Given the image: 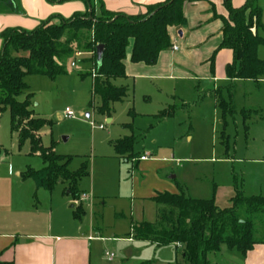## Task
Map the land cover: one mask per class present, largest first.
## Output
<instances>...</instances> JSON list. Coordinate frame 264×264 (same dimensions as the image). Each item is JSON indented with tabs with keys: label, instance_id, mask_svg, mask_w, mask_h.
Here are the masks:
<instances>
[{
	"label": "rangeland",
	"instance_id": "374dc122",
	"mask_svg": "<svg viewBox=\"0 0 264 264\" xmlns=\"http://www.w3.org/2000/svg\"><path fill=\"white\" fill-rule=\"evenodd\" d=\"M35 1L38 0L17 1L20 8L22 4L30 8L24 11L26 18L41 15L42 20L59 24L85 11L83 0H39L41 7ZM260 8L264 25V1ZM258 34L264 38L262 30ZM77 44L72 43V53L57 61L63 74L54 79L25 76L28 90L17 100L23 101L30 94L34 116L46 120L38 132L43 148L70 157V171L87 161L89 175L78 184L83 215L80 220L74 218V209L69 206L77 201L66 195L63 185L48 192L36 190L31 180L20 179L18 174L26 168L40 170L43 164L31 151L29 140L20 143L11 132L8 110L0 113V206L7 202H36L37 209L43 207L30 217L42 220V212L48 210L50 202H69L67 208L74 224L81 226L83 234L88 235L90 230V235L98 237L91 242L92 264H182L181 247L132 238L138 223L156 219V206L143 198L154 193L155 184L194 199H213L222 207L229 206L227 202L235 190L247 197H264V79L219 81L215 86L198 78L176 80L165 86L159 81L133 84L117 79L112 84L124 87L126 98L114 103L107 117L96 110L98 97L90 106L93 65L86 61L91 55L77 54ZM257 57L264 61L263 44L257 48ZM213 88H219L230 106L224 117ZM65 109L72 112V118L64 117ZM163 110L171 111L172 116L157 119L155 115ZM128 136L134 137V159L147 157V162L138 163L136 168L131 158L115 157L110 145ZM4 210L1 206L0 219L6 222ZM254 217L262 219L258 226L264 230V214ZM63 220L53 215V232ZM221 249L225 251L209 256L210 263L234 264V252L224 246ZM107 255L113 256L111 261Z\"/></svg>",
	"mask_w": 264,
	"mask_h": 264
},
{
	"label": "trees",
	"instance_id": "16d2710c",
	"mask_svg": "<svg viewBox=\"0 0 264 264\" xmlns=\"http://www.w3.org/2000/svg\"><path fill=\"white\" fill-rule=\"evenodd\" d=\"M67 1V0H49ZM87 7L67 19L54 24L41 21L34 29H5L0 33V113L8 110L11 116V132L23 143L29 140L33 153L38 154L43 167L40 170L26 168L19 174L22 180H31L36 190L52 192L60 184L72 201H77L73 216L83 215L79 182L89 175L87 161L79 169L70 171V157L55 154L52 148L40 145L38 132L47 123L35 117L30 109L29 96L23 101L17 98L25 94L28 86L23 81L27 75H39L54 79L64 73L58 60L72 53L71 44L77 42V54L89 53L92 65V100L99 98L96 110L110 116L112 105L126 98L124 87H116L112 81L125 77L124 61L130 49L131 63L152 66L160 52L170 48L168 28L185 24L183 4L187 0H163L145 7V12L127 16L107 10L102 0H83ZM262 0H245L235 8L230 0H223L225 16L221 20L222 39L210 58L211 72L215 55L220 50L232 53V63L226 67V75L234 80L259 81L264 79V61L258 59L257 48L264 45L261 23ZM213 10V9H212ZM214 11V10H213ZM22 14L17 0H0V13ZM103 46L102 63L96 65V47ZM217 107L222 116L230 112L229 104L219 91L215 92ZM131 114V112H130ZM172 116L169 110L159 112V120ZM134 137L128 136L110 142L116 157L134 158ZM226 150V148H225ZM156 206L154 222H142L133 229L132 238L150 241L156 245L174 244L182 248V264H211L210 255L219 254L224 246L245 256L256 243L254 216L264 214V197L244 196L235 190L230 204L218 208L213 199L199 200L183 193L157 194L151 199ZM8 264V263H0Z\"/></svg>",
	"mask_w": 264,
	"mask_h": 264
},
{
	"label": "crops",
	"instance_id": "0c3cea01",
	"mask_svg": "<svg viewBox=\"0 0 264 264\" xmlns=\"http://www.w3.org/2000/svg\"><path fill=\"white\" fill-rule=\"evenodd\" d=\"M162 1L102 0L107 10L127 16L142 14L145 12L146 6ZM230 2L233 7L238 8L243 5L245 0H230ZM35 3L38 7H41L39 0L35 1ZM17 4L19 6V3ZM84 4L86 10L87 5L85 2ZM222 4L223 0H187L183 4L182 10L185 24L181 27H172L167 30L171 43L170 48L160 52L156 63L152 66L142 63H131L129 60L130 49H128L126 60L124 61L125 77L123 79L130 80L133 84L138 81H159V84L163 86L176 80L182 81L196 78L207 84L212 83L213 86L219 81L225 83L228 81L233 82L234 79L228 78L225 71L226 67L232 63V53L229 50H220L216 53L213 62V72H211L210 66V58L222 39V23L216 17V15H226ZM28 9L30 8L22 4L20 8L22 14L1 12L0 33L10 28L29 31L34 29L41 21H44L40 19L43 18L41 15H35V18H26L24 11L26 12ZM178 32H180V35H178ZM173 48L176 49L173 50ZM1 50L2 40L0 39V52ZM86 63L89 64L90 62L86 61ZM213 91H219V88H213ZM141 157L146 159L140 160ZM133 159L131 161L135 168L138 163L147 162L145 155H140ZM160 186L162 185L155 184L154 193L143 199L153 203L151 199L157 194H179L176 189ZM54 203H49L46 212L43 210L44 219L42 220L31 219L30 217L31 213H38L43 207L41 206L40 209H37L36 202L34 204L31 202H7L5 205H1L5 207L4 212L8 218L6 222L0 219V263L92 264L94 251L91 242L98 237L90 235V230L88 235L83 234L81 226L74 224V220L70 218L67 208L69 202ZM70 203H72L69 206L71 209H74L77 205V202ZM214 203L220 209L226 208L220 206L219 202ZM227 203L228 205L230 204L229 202ZM54 214L58 218L64 219L63 223H59L58 230L55 232H53ZM67 217L72 222H69ZM259 222H262V219L254 217L256 243L245 256L239 255L236 251H229L231 253L234 252V264H264V230L261 231L259 229ZM31 229L33 231H28ZM222 251H225V249H221L220 254Z\"/></svg>",
	"mask_w": 264,
	"mask_h": 264
},
{
	"label": "water",
	"instance_id": "95a60500",
	"mask_svg": "<svg viewBox=\"0 0 264 264\" xmlns=\"http://www.w3.org/2000/svg\"><path fill=\"white\" fill-rule=\"evenodd\" d=\"M178 35H180V32H178ZM102 55H103V46L98 45L96 47V65L97 66H100L102 63ZM86 117L88 118V115H86ZM126 256H129V253H127Z\"/></svg>",
	"mask_w": 264,
	"mask_h": 264
},
{
	"label": "built area",
	"instance_id": "2783aa9c",
	"mask_svg": "<svg viewBox=\"0 0 264 264\" xmlns=\"http://www.w3.org/2000/svg\"><path fill=\"white\" fill-rule=\"evenodd\" d=\"M175 49H176V48H173V50H175ZM73 66H74V64L72 63V64H71V67H73ZM64 117H65V118H68V119H69V118H72V112H71L69 109H65V111H64ZM101 128H102V127H100V129H101ZM145 159H146L145 157H141V158H140V160H145ZM82 197L85 198V195H83ZM112 257H113L112 255H107V259H108V260H111Z\"/></svg>",
	"mask_w": 264,
	"mask_h": 264
}]
</instances>
